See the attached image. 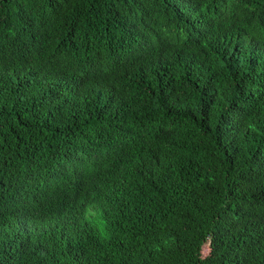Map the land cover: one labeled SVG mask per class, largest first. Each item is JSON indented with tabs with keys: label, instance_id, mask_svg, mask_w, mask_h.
<instances>
[{
	"label": "trees",
	"instance_id": "obj_1",
	"mask_svg": "<svg viewBox=\"0 0 264 264\" xmlns=\"http://www.w3.org/2000/svg\"><path fill=\"white\" fill-rule=\"evenodd\" d=\"M0 264H264V0H0Z\"/></svg>",
	"mask_w": 264,
	"mask_h": 264
},
{
	"label": "rangeland",
	"instance_id": "obj_2",
	"mask_svg": "<svg viewBox=\"0 0 264 264\" xmlns=\"http://www.w3.org/2000/svg\"><path fill=\"white\" fill-rule=\"evenodd\" d=\"M207 245L206 243L201 246V255L203 256L207 252Z\"/></svg>",
	"mask_w": 264,
	"mask_h": 264
}]
</instances>
